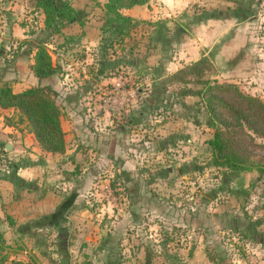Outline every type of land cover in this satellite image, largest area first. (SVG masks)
<instances>
[{
    "label": "crops",
    "instance_id": "obj_1",
    "mask_svg": "<svg viewBox=\"0 0 264 264\" xmlns=\"http://www.w3.org/2000/svg\"><path fill=\"white\" fill-rule=\"evenodd\" d=\"M4 4L0 1V82L10 81L15 93L30 86H50L62 110L66 143L63 154L42 150L27 124L18 122L17 111L0 107V142L15 162L7 172L13 170L26 185L21 189V184L0 174V231L8 259L28 264H154L147 255H155V244L141 238L152 236L155 241L160 231L153 224L147 235L139 232L145 195L128 188L138 175L139 166L133 161L143 151L131 149L133 159L126 148L113 143L111 129L98 131L100 123L112 126L113 122H107L108 99L103 96L104 103L97 102V92L108 94L110 84H123L103 65L110 59L104 58L107 48L102 45L101 22L97 17L82 25L74 21L54 32L45 28L43 12L32 0H5ZM71 4L80 12L88 10ZM229 10L234 16L224 15L231 14ZM205 11L215 15L197 17ZM162 12L163 19L172 18V53L155 66L163 63L166 74L197 71L218 80L220 73H241L247 58L264 59V0H147L121 10L139 23H153ZM38 44L46 46L56 68L43 79L30 69ZM100 69H104L101 75ZM198 83L188 86L201 88ZM23 124L32 145L24 146L25 134L19 128ZM151 142L155 141L144 143ZM113 181L118 187H112ZM69 193L74 194L70 209L60 214L58 207ZM114 200L116 205H111ZM163 234L161 246L167 250ZM205 244L191 248L194 256L188 261L221 264L208 259Z\"/></svg>",
    "mask_w": 264,
    "mask_h": 264
},
{
    "label": "rangeland",
    "instance_id": "obj_2",
    "mask_svg": "<svg viewBox=\"0 0 264 264\" xmlns=\"http://www.w3.org/2000/svg\"><path fill=\"white\" fill-rule=\"evenodd\" d=\"M0 1L4 6L5 0ZM61 1L88 9L83 20L97 17L104 24L103 0ZM165 12L170 16L168 7ZM162 16L164 14L154 21L163 22L161 25L137 22L129 35L123 36L122 43L111 41L104 58L119 60L123 49L128 50L130 42L137 38L146 39L151 35L162 38L158 43L159 55L139 58L138 63L142 62L145 67L123 64L107 70L111 72L109 74L119 75L123 84H110L108 94L99 90L96 97L99 102L106 96L103 99H108L105 106L110 111L107 122H113L112 126L100 123L98 131L111 129L113 143L120 149L126 148L131 157L134 153L131 149L143 151L138 160L133 161L139 166L138 175L133 178L137 180L130 181L128 188L145 195L139 214V218H143L138 223L139 232L147 235L153 224L160 231L155 241L152 236L145 238L141 235V240L149 242L151 239L155 244V255L148 252L147 256L154 258V264H191L188 261L194 256L191 248L208 243L205 244L207 248L215 250V263L218 259L221 264H264V59L257 58L253 62L247 58L241 73L219 74V82L235 80L240 93L255 98L249 104L236 92L223 94L233 110L239 112L247 107L252 115L240 126L235 124L233 110L221 105L216 107V112L227 124L220 123L208 111L201 97L190 95L185 103L181 94L175 91L179 86H173L172 74L164 73L163 63L159 67L154 65L162 62L158 58L160 55L168 57L172 53V18L163 19ZM109 20L105 28L114 24L113 16H109ZM101 32L109 36V32ZM210 76L209 80H212ZM136 78L139 81L134 82ZM178 79L183 83L189 81L185 75ZM20 126V133L25 134L27 127ZM216 127L225 131L234 149L243 153L253 167L224 166L207 149L205 140L212 137ZM27 135H24V146L32 145ZM146 141L155 142L147 145ZM2 155L8 161L6 167L0 165V174L5 176L8 174L6 170L13 169L9 164L13 163L14 156L9 151ZM155 200L156 206L152 208ZM112 204L116 205V201ZM163 233L167 250L161 246ZM132 237L136 240L134 234ZM139 253L142 257L143 253Z\"/></svg>",
    "mask_w": 264,
    "mask_h": 264
},
{
    "label": "trees",
    "instance_id": "obj_3",
    "mask_svg": "<svg viewBox=\"0 0 264 264\" xmlns=\"http://www.w3.org/2000/svg\"><path fill=\"white\" fill-rule=\"evenodd\" d=\"M37 9H41L44 15V26L47 29H52L54 32L59 31L64 25L78 22L80 25L84 23L82 17L86 15V12H80L76 10L70 2H63L61 0H32ZM147 0H103L104 13V24L100 28L103 33L109 32V36H104V47L108 49L111 41L114 43L123 42V36L129 35L131 29L135 27L137 22L131 17L123 15L122 9L131 8L134 5H141L146 3ZM232 11V10H229ZM222 13L221 15H223ZM215 13L202 12L198 14V18H204L205 16H214ZM224 15H233L234 11ZM109 16L114 17V24H110L105 28V23H110ZM112 23V22H111ZM142 23H151L144 22ZM161 25L163 22H155L153 25ZM155 32V30H153ZM103 35V34H102ZM112 36V38H111ZM162 42V38L155 35H151L149 38H137L133 42H130L128 50L123 49V54L119 60H109L103 63L107 66V69H115L117 65L133 66L138 65L139 58L149 59L151 56L159 55L158 43ZM134 43V45H133ZM34 55V62L30 65V69L33 74L39 78H46L56 72V68L52 64L51 55L44 44H38ZM133 54L135 57H133ZM166 56L160 55L158 58L162 60ZM155 63V62H154ZM143 67V63L139 64ZM155 65V64H154ZM104 69L98 70L97 74L101 75ZM180 75L188 77V83L194 84L196 80L199 81V85L202 84L201 88L193 89L188 86V83L180 81L178 78ZM175 83L179 88L175 91L179 92L186 103L190 95L195 94L197 97H201L206 102V107L212 116L216 117L219 122L227 124L221 115L216 112V107L227 106L231 110L232 107L225 101L223 94L225 93H238L239 97L247 100V103L251 104L255 101V98L250 95H244L239 92L236 88L235 82L223 81L219 82L217 79L209 80V76L200 75L197 71L193 74L189 72L181 71L179 74L172 75ZM204 86V87H203ZM0 107L2 108H13L17 111L18 122L26 123L29 132L34 135L37 145L44 151H47L53 155L63 154L66 150V143L64 138V130L61 125L62 110L56 102V92L50 86H30L21 92H13L10 81L0 82ZM233 115L236 118V123L242 125L243 121H247L248 117L252 114L246 107L239 112L233 110ZM174 119V118H173ZM207 143V149L218 159L221 160V164L224 166L231 167H253L248 164V158L241 153L239 150L234 149L232 140L225 131L215 128L212 137L205 140ZM7 152L5 144L0 142V154ZM5 157V156H4ZM10 166L15 167L14 163H10ZM7 172V170H6ZM172 172V171H170ZM9 173V172H8ZM173 173L176 174V170L173 169ZM174 175L172 179H174ZM4 179H10L15 181L16 184H21L23 189L26 185L24 180H21L14 171L9 174L2 176ZM112 187H118L116 181H113ZM74 198L73 193H69L65 196L64 201L59 205L58 210L60 214L68 211ZM233 231H236L235 229ZM239 233V232H237ZM241 234V232H240ZM245 236V235H243ZM168 240V238H166ZM205 246V251L208 259L211 262H215V250L214 248L208 249ZM5 240L3 233L0 231V264H28L21 260L12 259L9 260L6 252ZM4 251V252H3Z\"/></svg>",
    "mask_w": 264,
    "mask_h": 264
},
{
    "label": "built area",
    "instance_id": "obj_4",
    "mask_svg": "<svg viewBox=\"0 0 264 264\" xmlns=\"http://www.w3.org/2000/svg\"><path fill=\"white\" fill-rule=\"evenodd\" d=\"M7 164H8V161H7L6 157H4L2 154H0V165L2 167H6Z\"/></svg>",
    "mask_w": 264,
    "mask_h": 264
},
{
    "label": "water",
    "instance_id": "obj_5",
    "mask_svg": "<svg viewBox=\"0 0 264 264\" xmlns=\"http://www.w3.org/2000/svg\"><path fill=\"white\" fill-rule=\"evenodd\" d=\"M136 81H139V79L138 78H136ZM172 170V169H171Z\"/></svg>",
    "mask_w": 264,
    "mask_h": 264
}]
</instances>
